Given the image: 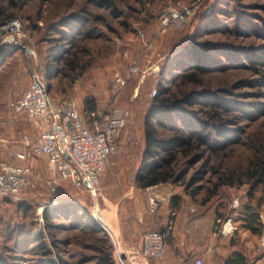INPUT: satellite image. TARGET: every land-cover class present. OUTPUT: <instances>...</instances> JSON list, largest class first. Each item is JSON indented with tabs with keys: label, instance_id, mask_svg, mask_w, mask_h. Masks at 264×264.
Masks as SVG:
<instances>
[{
	"label": "rangeland",
	"instance_id": "1",
	"mask_svg": "<svg viewBox=\"0 0 264 264\" xmlns=\"http://www.w3.org/2000/svg\"><path fill=\"white\" fill-rule=\"evenodd\" d=\"M0 3L9 5V0ZM15 3L16 6L9 5L7 14L23 21L28 34L26 46L33 52L23 51L11 57L9 52L14 48L0 46V59L5 60L4 65L0 63V159L16 163L9 152L21 148L24 134L40 132V126L34 125L29 117L14 116L10 107L28 87L35 70L49 75L53 99L74 98L81 109L86 99H92L99 111L119 105L130 110L131 121L123 129L119 151L110 159L95 193L62 178L48 159H31L30 166L38 170L41 178H56V184L52 187L37 181L24 203L2 208L0 258L5 264H103L98 260L97 249L102 243L91 234L79 232V216L86 214L96 217L97 237L113 247L120 264L122 252L137 250L127 251L138 245L137 234L143 235L148 228L146 224L161 227L170 219L171 209L177 214L167 240L166 256L151 259L150 264H182L196 256L188 225L204 216L210 220L207 239L220 250L205 258V264H222L230 254V246L243 239L255 244L249 264H264L261 246L264 230L254 234L238 222L236 237L214 232L216 217L229 215L235 197L241 199L244 207L250 188L256 189L252 202L261 208L259 219L264 225L260 217L264 215V182L223 184L216 189L217 183L228 181L232 175L237 183L247 179L248 166L264 156V0H15ZM177 4L195 5L192 17L184 29L160 34L159 12L165 6ZM141 33L153 40L152 48L145 47ZM66 43L68 49L59 55L60 47ZM137 62L139 70L133 73L131 68ZM200 65L206 68L205 73H198L197 80L188 86L194 90L195 100L188 103L187 110H178L173 116L198 124L207 121L206 132L213 145L222 147L223 141L230 145L220 150L205 146V158L194 165L190 157H182L178 172L185 174L184 180L154 186L160 204L153 213L147 188L138 187L136 182L146 145V118L160 87L176 89L179 83L176 73L180 70L175 68L191 72ZM144 71L146 77L142 80ZM118 75L125 80L122 86H115ZM215 110L218 118L212 117ZM171 123L161 128L163 140H174L176 127H183L180 119ZM133 189L135 195L131 200L129 193ZM175 195L181 200L179 206L172 207L170 200ZM119 202L120 223L129 242L126 245L105 222L104 214L112 215ZM47 210L51 211L49 218L45 217ZM141 212H146L143 221L138 217ZM41 214L43 227L39 225ZM41 234L47 241V252L33 242Z\"/></svg>",
	"mask_w": 264,
	"mask_h": 264
},
{
	"label": "built area",
	"instance_id": "2",
	"mask_svg": "<svg viewBox=\"0 0 264 264\" xmlns=\"http://www.w3.org/2000/svg\"><path fill=\"white\" fill-rule=\"evenodd\" d=\"M195 7L184 4L163 7L158 15L159 33L166 34L173 29L185 28ZM12 36L14 41H8ZM27 38L24 23L18 17L0 25V44L12 47L27 45ZM141 38L147 49L152 48L154 42L151 38L145 33H141ZM131 70L133 73L139 70L138 62ZM146 72H143L142 80L146 77ZM124 83L123 77L118 75L115 86H122ZM10 107L14 116L29 117L35 125L41 127V131L36 135L24 134L21 148L10 151L9 157L19 161H27L33 157L46 158L54 164L56 172L62 178L69 179L77 187L87 188L93 193L96 192L110 159L118 153L122 131L131 121V112L122 106H115L108 111L92 110L85 116L74 98L53 99L49 93V75L42 70H35L29 86ZM31 177L32 171L26 164H13L0 159V207L6 199L15 203L24 201L27 190L40 181V177ZM46 182L53 187L56 178ZM147 194L150 210L154 213L160 204L154 186L147 188ZM241 205V199L235 197L230 216L226 220L223 217L216 219L215 234L233 236L237 232L239 226L236 218ZM176 214L177 211L171 209L170 219L162 228L153 227L144 231L141 247L127 254L130 264H150L151 259L165 258L167 240L174 228L173 218ZM260 217L264 222V215L260 214ZM39 225L44 226L42 214ZM261 246L264 247V234L261 237ZM182 264H205V258L195 257Z\"/></svg>",
	"mask_w": 264,
	"mask_h": 264
},
{
	"label": "trees",
	"instance_id": "3",
	"mask_svg": "<svg viewBox=\"0 0 264 264\" xmlns=\"http://www.w3.org/2000/svg\"><path fill=\"white\" fill-rule=\"evenodd\" d=\"M10 6H16L15 0H9ZM9 5L4 3H0V25L4 24L8 20L13 18L12 14H7V9ZM112 6V5H111ZM184 29V28H183ZM181 30V29H180ZM168 34V33H166ZM69 43H66L61 49V53L65 52L68 49ZM4 43H1L0 46L4 47ZM6 48V47H5ZM81 47L79 46V49ZM9 51V49H4ZM6 51V52H7ZM28 51L27 48H19L12 49L9 53L11 57L13 55H18L19 52ZM5 52V53H6ZM2 60V58L0 59ZM1 65L5 64V60L3 59ZM180 70V72L176 73L177 79H179V83H177L176 89L172 87L162 86L158 90V94L153 98L151 103L150 111L146 118L145 122V139L146 145L143 152V160L142 165L136 175L137 186L140 188H148L150 186H155L159 184H165L171 181L180 182L185 178V174L178 172L179 170V162L182 157H190V162L192 165L202 161L205 158V150L204 148L210 147L215 150H220L221 148H226L230 145V142L223 141L222 145L224 146H214L210 138L207 136L208 122L205 121L202 124H198L197 121L188 122L185 117H176L173 116V113L187 110V105L190 102L195 100L193 96V91L188 87L189 84L194 83L197 80L198 73H205L206 68L203 66H196L191 72H188V69L185 68H175L174 70ZM31 82V81H30ZM29 86V85H28ZM25 90V89H24ZM24 92V91H23ZM22 92V93H23ZM22 95V94H21ZM119 106V105H117ZM114 108V107H113ZM112 108V109H113ZM125 108V107H124ZM127 109V108H125ZM83 115L88 116L90 111L99 110L97 109L96 103L92 99L85 100V106L81 109ZM129 110V109H127ZM130 111V110H129ZM212 113V117L218 118V111L215 110ZM178 119L183 122V127H176V137L174 140H163L161 137L163 132L161 128H164L167 125L172 124L171 122H175ZM219 171V169H218ZM247 179L241 180L237 183L235 179V175L228 177V181L224 183L220 182L216 184V189H218L223 184H229L230 186H235L237 184L243 185L248 184L252 180H260L264 182V156H260L258 159H254L251 165L248 166V172L246 173ZM87 189V188H81ZM255 188H250L248 191V202L244 207L241 205L239 209V216L236 218L237 222H242L244 228L251 231L254 234H260L264 230V225L259 219L260 207L256 206L252 199L254 198ZM214 194H216L214 192ZM180 196L175 195L171 197L170 205L172 207H177L180 204ZM24 201L20 203H15L10 199H6L4 204L0 207V212L4 206H8L10 204H22ZM264 207V204H263ZM231 214V210L229 211V215H223V218L226 220ZM51 215V211H45V217L49 218ZM219 217H222L221 215ZM218 217H216L217 219ZM96 222V217H90V214L80 215L79 216V232L82 234H91L93 238H95L98 242L102 243V246L97 247L100 251V255L98 260L103 262V264H119L116 260L113 252V247L108 245L106 240L97 237L99 231L94 226ZM161 227L158 228H162ZM153 228V227H149ZM147 228V229H149ZM146 229V230H147ZM220 235V234H219ZM231 237H236L233 235ZM33 242H37L38 247H40L44 252H47V241L43 234L33 239ZM34 245V243H31ZM45 254V253H44ZM195 257L200 256H192L191 258H187L183 262L194 259ZM182 262V263H183ZM0 264H5V262L0 258ZM46 264V263H45ZM50 264H57L56 262H52ZM121 264V263H120ZM224 264H249L248 257L241 251H234L226 260Z\"/></svg>",
	"mask_w": 264,
	"mask_h": 264
},
{
	"label": "crops",
	"instance_id": "4",
	"mask_svg": "<svg viewBox=\"0 0 264 264\" xmlns=\"http://www.w3.org/2000/svg\"><path fill=\"white\" fill-rule=\"evenodd\" d=\"M6 47H8V48H15V47H12V46H6ZM42 123H43V121H42ZM40 131H41V129H40ZM40 158L41 157H33V158L28 159L27 161H19V160H17V162L18 163H24V164H26L31 169V171H32V177L31 178L34 179L36 177H40V181L39 182H45V183H47L46 182L47 180L45 178H41L40 173L38 172V170H36L35 167L33 168L32 166H30L31 159H40ZM41 159H45V158H41ZM31 189L32 188L30 187L27 190L26 196L28 195V191H30ZM134 195L135 194H134V189H133V191L131 193H129V197L132 198V197H134ZM131 200H133V198ZM119 204H120V202L116 204V209H115L114 213H111L112 215L109 216L106 213L104 214L105 217L107 216L106 219H105V222H106L107 225H109V226H111L112 228L115 229L116 234H118L121 237L122 242L126 245L129 242L127 241V239L125 237L124 229H123V227H122V225L120 223L121 222V215L119 213L120 212L119 211ZM138 217L140 218V221H143L144 218L146 217V212H141L138 215ZM149 224H146V226L148 228L151 227V225H149ZM188 227H189L188 230L191 233L190 239L193 242L192 243V250L196 254V256H203L204 258H207L213 252L214 253H217V252L219 253L220 252V250L219 249H216V247L214 245H212L211 243H209V240L207 239V233H208L209 228H210V220H209V218L207 216H204L202 219H194V220H192L191 223L188 225ZM239 229L237 230V232H239ZM247 231H249V230H247ZM137 235H139L138 245L129 248L127 251H129V250H131L133 248H137L138 249V248L141 247L142 234H140V232H139V234H137ZM253 245H255L253 240L248 241V240H244V239L240 243H234L233 245L230 246V250H229L230 251V254L227 256V258L234 251H241L248 258L249 257L252 258V256H253L252 255V247H253ZM259 245H260V243H259ZM121 255L123 256V258H122V261L120 263L121 264H130V262H129L130 261L129 256L126 253L123 254V252H122ZM252 261H254V260H252ZM224 263H225V260H224V262L222 264H224Z\"/></svg>",
	"mask_w": 264,
	"mask_h": 264
},
{
	"label": "water",
	"instance_id": "5",
	"mask_svg": "<svg viewBox=\"0 0 264 264\" xmlns=\"http://www.w3.org/2000/svg\"><path fill=\"white\" fill-rule=\"evenodd\" d=\"M8 41L13 42L14 41V36H12L11 38H9ZM15 48L16 49H19V48H27L29 51L33 52V50L30 47H28L26 45H23V44L16 45ZM99 216L100 217H103L102 213L99 212Z\"/></svg>",
	"mask_w": 264,
	"mask_h": 264
},
{
	"label": "bare ground",
	"instance_id": "6",
	"mask_svg": "<svg viewBox=\"0 0 264 264\" xmlns=\"http://www.w3.org/2000/svg\"><path fill=\"white\" fill-rule=\"evenodd\" d=\"M112 220V219H111Z\"/></svg>",
	"mask_w": 264,
	"mask_h": 264
}]
</instances>
